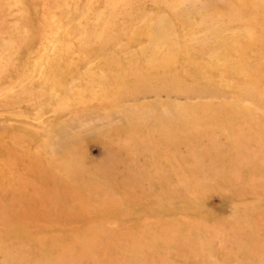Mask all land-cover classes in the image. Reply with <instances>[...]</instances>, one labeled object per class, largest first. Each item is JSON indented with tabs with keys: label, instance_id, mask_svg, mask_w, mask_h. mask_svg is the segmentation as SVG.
I'll use <instances>...</instances> for the list:
<instances>
[{
	"label": "rangeland",
	"instance_id": "1",
	"mask_svg": "<svg viewBox=\"0 0 264 264\" xmlns=\"http://www.w3.org/2000/svg\"><path fill=\"white\" fill-rule=\"evenodd\" d=\"M0 264H264V0H0Z\"/></svg>",
	"mask_w": 264,
	"mask_h": 264
},
{
	"label": "bare ground",
	"instance_id": "2",
	"mask_svg": "<svg viewBox=\"0 0 264 264\" xmlns=\"http://www.w3.org/2000/svg\"><path fill=\"white\" fill-rule=\"evenodd\" d=\"M138 75V74H137ZM145 75V74H144ZM141 76H142V74H141ZM145 77V76H144Z\"/></svg>",
	"mask_w": 264,
	"mask_h": 264
}]
</instances>
